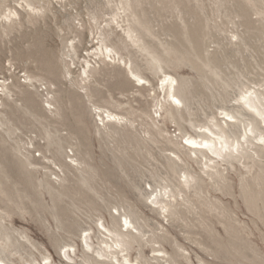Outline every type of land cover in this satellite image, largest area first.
I'll use <instances>...</instances> for the list:
<instances>
[{
    "label": "rangeland",
    "instance_id": "1",
    "mask_svg": "<svg viewBox=\"0 0 264 264\" xmlns=\"http://www.w3.org/2000/svg\"><path fill=\"white\" fill-rule=\"evenodd\" d=\"M38 1L45 10L0 0V258L85 264L86 232L98 250L104 235L96 225L118 228L119 213H129L145 235L129 251L133 260L155 263V247L184 254L177 264H264V157L223 165L218 181L202 175V190L187 189L175 216L151 203L167 183L177 189L183 168L201 175L184 153V161L174 158L168 137L196 135L198 124L235 104L244 85L264 84V0H126L133 18L151 29L140 30L142 44L129 47L151 81L144 86L93 54L112 13L126 19L125 0ZM12 9L20 13L14 22L3 16ZM143 44L164 70L186 80V121L170 117L163 73L149 69ZM84 57L97 66L90 80ZM94 104L127 120L103 126Z\"/></svg>",
    "mask_w": 264,
    "mask_h": 264
},
{
    "label": "bare ground",
    "instance_id": "2",
    "mask_svg": "<svg viewBox=\"0 0 264 264\" xmlns=\"http://www.w3.org/2000/svg\"><path fill=\"white\" fill-rule=\"evenodd\" d=\"M24 3L31 11L38 12L45 10V7L42 6L38 0H24ZM121 3L123 5L121 8H123L122 10L125 13L126 19L120 20L121 16L118 11L112 13V17L109 18L106 26L100 32V37L98 38L100 46L98 45L99 48L93 52V54L98 56L105 65L115 64L118 67H124L123 70L130 74L132 76L131 78H135L134 81L136 80V82L138 81L139 84H143L144 86V84L151 83V81L145 74L140 72L136 66L134 60L130 56L129 47L131 45L140 46V43L142 44L144 39L143 36L145 35L142 36L140 30L151 32V29L142 24L140 19L139 21L133 18L136 13L132 11L133 5L131 3L126 0L125 2L121 1ZM19 15L18 9H12L8 14H3L5 19L10 22L16 21ZM130 17H132V19ZM94 19H96V16ZM96 20V26L100 29L101 23L98 19ZM126 21L128 25L124 27L122 23ZM138 24L140 28L137 27ZM78 26L77 36H80V31L84 29L85 26L83 23H80ZM117 28H120L123 34H121L122 32L119 33L120 30L117 32ZM112 35H115L118 39L114 41L111 40ZM233 38L239 39L237 34H234L232 39ZM187 40L192 43V39L188 38ZM77 46L76 43H73L71 46L75 54H77ZM142 46L143 50L151 57L148 63L149 69L153 71L159 68L163 73V90L165 92V101L170 104V117L174 120L186 121L187 118L182 114L184 108L189 115L191 114V105L188 103L189 98L184 87V85L187 84L186 80L180 81L166 71V69L164 70L161 64L163 59H161L150 47L144 44ZM84 62L83 73L86 79L90 80L91 75L96 72L97 66L92 64V62L85 57ZM66 72L67 74L72 73L69 64L66 65ZM214 74L216 76L219 75L216 71ZM7 87L8 86H6V89ZM83 88L87 89V87ZM50 92L52 91H49V93ZM86 96L89 97L88 89ZM50 98L47 99L46 102L51 107L53 101ZM234 102L235 104L230 108L222 107L220 115L214 114L204 124H198L196 126L198 128L196 135L187 133L182 136L184 140L182 142L168 137V142L175 147V150H173L174 158L182 162L184 159L180 153H184L189 160L198 163L201 175H197L196 172L191 171L189 168H183L182 176L179 179V186L176 190L167 183L159 192L156 190L153 191L152 194L154 198L152 196L153 199L151 203L153 207L166 218L176 215V207L178 206L179 198L182 197V200L186 201L185 195L187 189L194 188L197 193L202 190L201 183L204 181L202 175H206L208 178L218 181L220 178H225V171L227 168L225 166L223 168V165L234 166L235 162L243 163L241 165H244L246 161H248L247 159L256 160V158L264 157V84L257 83L255 86L244 85V89L241 88L239 97L236 98ZM94 106L97 110L96 114L99 116L103 126L109 121L120 122L127 120L126 117L113 112L109 108L95 104ZM175 159H173V162L177 164ZM253 169L254 168H252V170ZM211 206L214 209V205ZM119 216L120 222L118 228L115 227L111 229L109 226L107 227L104 222H99V224L96 225L99 233L104 235L101 239V244H103V246H100L98 250H96L93 245L94 242H92L93 238L90 232L87 233V231L85 236L81 238L86 245V247H84L86 249L84 258L85 264H158L160 260H163L165 264H177V257L184 256L186 258L184 254H179L177 251L174 252V254H169L163 248L152 247L153 251L157 253L153 258V260L156 261L155 263L142 256L141 258L133 260L129 251L134 243L142 242L145 235L135 221L132 220L129 213H119ZM166 240L168 239L166 238ZM146 241L151 243L158 242L152 238H148ZM94 254L97 256L95 257ZM65 256L68 260H73L70 250L65 252ZM44 260V264H52L50 256L44 257ZM0 264H6V262L0 258ZM27 264L43 263L28 262Z\"/></svg>",
    "mask_w": 264,
    "mask_h": 264
}]
</instances>
